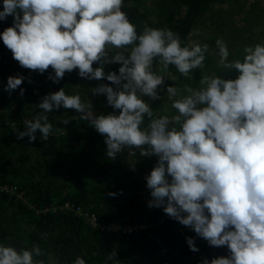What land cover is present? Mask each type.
<instances>
[{"label": "clouds", "instance_id": "clouds-1", "mask_svg": "<svg viewBox=\"0 0 264 264\" xmlns=\"http://www.w3.org/2000/svg\"><path fill=\"white\" fill-rule=\"evenodd\" d=\"M123 4L124 0H0V21L13 18L0 32V41L20 66L40 73L51 66L54 75L48 78L53 83L78 70L81 78L104 79L116 86L92 89L93 95L106 96L114 110L107 115L94 114L89 100L82 102L79 94L68 95L64 88L45 95L38 104L43 112L24 121L17 139L35 141L38 131L48 140L53 125L47 114L61 107L75 110L104 136L108 158L115 159L125 148L158 157L145 177L148 206L162 207L210 246H227L230 252L202 264H264V43L246 46L242 61L228 62L227 45L218 39L220 61L226 69H235L237 77L205 76L199 82L203 87L185 85L183 95L175 86H166L176 114L157 117L144 99H161L158 86L165 78L153 72L154 60L188 77L203 67L208 45L181 46L173 31L147 25L138 34ZM112 49L121 51L110 56ZM115 63L120 65L118 72L106 73L104 66ZM24 80L22 75L8 77L5 91L16 90ZM23 92L20 89V95ZM186 243L191 251L199 250L194 238L186 237ZM41 255L35 246L17 251L0 244V264H36L34 256ZM74 264L86 261L77 257Z\"/></svg>", "mask_w": 264, "mask_h": 264}, {"label": "trees", "instance_id": "trees-1", "mask_svg": "<svg viewBox=\"0 0 264 264\" xmlns=\"http://www.w3.org/2000/svg\"><path fill=\"white\" fill-rule=\"evenodd\" d=\"M227 1L239 0H124L122 11L137 26L138 34L145 25L169 29L179 36L181 46L191 48L189 39L198 23L216 30L210 37L212 45L198 43L208 45L206 58L203 67L192 70L188 77L173 65L164 68L159 58L154 60L153 72L165 78L164 85L158 86L161 99H144L155 116L176 114L172 107L166 111L165 102L171 100L166 86H175L183 95L185 85L203 87L199 82L205 76L237 77L235 69L228 70L221 63L216 45L218 39L223 41L225 31L233 29V21L219 7ZM258 1L253 3L257 15L262 12ZM240 6L245 9L244 3ZM257 15L247 21L255 22ZM12 22L10 15L0 21V32ZM249 34L248 44L242 45L264 43V30L253 33L249 29ZM226 42L230 48L228 62L242 61L243 48L234 49L233 42ZM116 51L121 50L112 49L109 55ZM119 67V63L104 66L106 73L118 72ZM49 73L54 75L51 66L44 73L20 66L0 41V185L16 187L14 193L0 190V244L17 251L38 247L42 255L34 256L36 264H74L77 257L86 264H202L204 259L229 256L227 246H210L190 227L174 218H163L166 213L162 207L148 206L151 196L145 177L158 157L137 156L138 149L133 152L125 148L115 159L108 158L104 136L81 120L75 110L61 107L47 114L53 125L48 140H42L38 131L35 141L17 139V132L24 130V121L43 112L38 107L40 100L60 88L68 95L79 94L82 102L89 100L96 115L114 111L106 96L92 93L101 84L115 88L111 82L81 78L78 70H73L53 83ZM18 75L25 77L24 82L16 90L5 91L7 78ZM64 119L69 123L63 124ZM148 122L146 118L145 126ZM86 212L96 216V226ZM142 221L144 228L124 231L126 225H141ZM186 237L194 238L198 251L189 249ZM112 253L115 256L110 260Z\"/></svg>", "mask_w": 264, "mask_h": 264}, {"label": "rangeland", "instance_id": "rangeland-1", "mask_svg": "<svg viewBox=\"0 0 264 264\" xmlns=\"http://www.w3.org/2000/svg\"><path fill=\"white\" fill-rule=\"evenodd\" d=\"M256 1L258 0H239L234 2L227 1L223 3L221 6H219L221 7L222 11L228 13V14L226 13V15H228L229 17L228 19L233 21V25H232L233 29L230 31H225L222 34L223 36H221V38L226 43V45H227L226 41H229L228 43L233 42L234 49H239L242 47L244 50L246 46H251V45H246V46L242 45L243 42L245 44H248V40L251 37V34H249V29H251L253 33L258 32L259 30H264V0L258 1L259 10L262 11L258 15H257L258 10H254L253 8V3ZM241 2L245 4V9L243 7L240 8ZM256 15L257 18L255 22L247 21L248 17H255ZM243 29H248V30L243 32ZM215 33L216 30H214L213 28L205 27L201 23H198L194 28V30L192 31V34L189 39V43L191 46L195 45L196 43L198 44L202 42L210 43L212 45V43L210 42L211 41L210 37H212V35H215ZM206 40H208L209 42H207ZM244 54L245 53L243 52V55ZM171 105H172V100H168L165 102V107L166 108L168 107L166 111H169ZM136 155L141 156L139 154V150L137 151Z\"/></svg>", "mask_w": 264, "mask_h": 264}, {"label": "built area", "instance_id": "built-area-1", "mask_svg": "<svg viewBox=\"0 0 264 264\" xmlns=\"http://www.w3.org/2000/svg\"><path fill=\"white\" fill-rule=\"evenodd\" d=\"M0 190L14 193L15 190H16V187L14 185H0ZM65 206L68 207V204H66ZM79 211H81V209ZM86 214L89 216V214L87 212H86ZM164 218H169V216L166 214V215H164ZM89 219H90V222L94 226H96V224H97L96 218L93 215H90ZM141 223H142L141 225H138V223H133V224L126 225L124 227V231L131 233L133 230H135L138 227L144 228L145 227V223L144 222H141ZM111 228L114 229L115 227L111 226Z\"/></svg>", "mask_w": 264, "mask_h": 264}]
</instances>
